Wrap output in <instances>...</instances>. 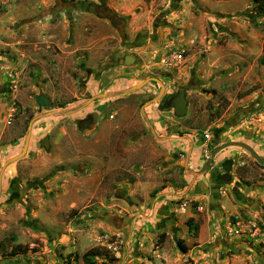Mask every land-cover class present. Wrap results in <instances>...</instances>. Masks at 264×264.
Here are the masks:
<instances>
[{"label":"rangeland","instance_id":"1","mask_svg":"<svg viewBox=\"0 0 264 264\" xmlns=\"http://www.w3.org/2000/svg\"><path fill=\"white\" fill-rule=\"evenodd\" d=\"M254 4L12 0L0 8V168L21 148L39 108L37 95L60 108L83 93L121 89L145 76L160 78L167 94L185 87L183 116L158 110V102L147 106L158 135L202 139L207 131L215 145L216 138L230 141L242 133L264 156V14ZM179 51L182 59L169 66L166 58ZM125 55L134 60L125 64ZM157 87L151 81L140 91L94 102L117 115L103 133L99 120L88 138L67 124L78 113L33 124L26 154L2 176L0 264H264V162L243 147L235 152L223 184L235 209L217 216L215 206L207 208L214 225L199 239L201 217L190 225L178 217L176 193L189 189L191 177L185 151L175 156L180 139L157 140L137 107L147 89ZM117 126L121 144L113 153ZM44 134H50L48 148L38 142ZM165 187L162 215L152 216ZM198 203L191 199L192 211ZM18 245L28 250L11 255ZM93 248L97 253L90 254Z\"/></svg>","mask_w":264,"mask_h":264},{"label":"crops","instance_id":"2","mask_svg":"<svg viewBox=\"0 0 264 264\" xmlns=\"http://www.w3.org/2000/svg\"><path fill=\"white\" fill-rule=\"evenodd\" d=\"M189 136L193 140V147L191 155L187 162V166L193 169H199L203 162V154L201 149L203 138L200 139V134H198L197 136ZM247 136L248 137H246V134L237 133L229 139L246 142L247 144L251 145L254 149L255 143L251 141L250 135ZM177 141L178 142L174 150L175 156L178 157L180 153L185 151L184 158L186 164V154L189 148V141L185 139H180ZM220 142L226 141L223 140ZM211 145L212 147L216 146L214 144ZM167 146L169 147V144H167ZM239 148L240 146H228L227 148L225 147L220 150L213 158L211 168L208 172L197 176L195 179H193L192 176L190 178H187L189 189H180V191H177L176 193V196L181 194L185 197L192 199V201L194 202L199 201L198 204H202L200 210L197 209L196 211H192V208L189 206H181V209H178L181 211V213L178 214V217L181 221H183L185 218H192L196 221L198 217H201L203 222L199 226L197 232V237L199 239H205V232L207 228H209L210 226L212 227L214 225V223L211 224V215H213V212L209 213V209L212 210V207L215 206V209H217V216H219L218 214L220 212H227L228 210L235 209L234 204L230 201L228 196H224L225 191L223 188V184H227L228 182L227 180L229 174L227 175V171L234 165V155L235 152L240 151L238 150ZM168 188L169 187L163 188L158 197H156V200L153 202V209L151 210L152 216L156 214H161V211H163L162 206L163 204H166L165 196L168 193ZM226 207H228V209ZM202 208L205 209V211H207V208L209 209L206 213H204V210Z\"/></svg>","mask_w":264,"mask_h":264},{"label":"water","instance_id":"3","mask_svg":"<svg viewBox=\"0 0 264 264\" xmlns=\"http://www.w3.org/2000/svg\"><path fill=\"white\" fill-rule=\"evenodd\" d=\"M131 59H132L131 57L127 56L125 58L124 63L129 64L132 61ZM149 81H155L160 88H159V91L157 94H155L152 98L146 100L141 105L140 111H141V114L143 116V119L145 120L147 127L149 128V130L152 132V134L154 135V137L157 140L185 139V140L189 141V148H188V151L186 154V164H185L184 170H185V172L189 173L193 179H195L197 176H200V175L208 172L211 168V164L213 162V158L215 157V155L220 150H222L223 148H225L227 146L243 147L245 150H247L251 154V156L257 162H259V163L264 162V156L261 157L258 154V152L256 150H254L253 147L251 145L247 144L246 142L237 141V140L219 142V139L216 138L214 140L216 146L212 149L210 156L204 162H202L200 168L199 169H193V168L188 167L187 162L189 160V157H190L191 151H192V147H193V140L191 139V137L186 133L158 135L155 131L153 124L151 123V121L149 120V118L145 112V107L147 105L154 103L157 100H159L163 94V91L165 90V85L160 78L155 77V76H149V77H147V78H145V79H143V80H141L135 84H132L131 86L121 88V89H117V90H107V91L99 92V93L92 95L90 98L74 105V106L67 107V108L49 109V110H46L43 112H39L36 115H34L32 118H30L28 121L27 127H26L25 135H24L20 150L16 154H14L13 156L6 159L1 165V168H0V195H1V191H2V176H3L4 170L6 169L7 166H9L13 162L23 158L24 155L26 154L27 149H28V145H29V141H30L32 126L36 121H38L42 118H45V117H49V116H62V115H68V114L75 113V112L79 111L80 109L84 108L86 105H88L92 101L97 100V99L110 98V97H115V96H120V95L135 92V91L139 90L141 87H143ZM172 98L175 99V101L171 102V105L173 106L174 114L176 116H183L184 113L186 112V105H187V99L185 97V87H180L177 90V92L172 95ZM35 100L39 104V106H42V107H49L50 106V101H49L48 97L44 94L37 95L35 97ZM40 144L45 146V147L48 145L46 136H44V138H42L40 140Z\"/></svg>","mask_w":264,"mask_h":264},{"label":"flooded vegetation","instance_id":"4","mask_svg":"<svg viewBox=\"0 0 264 264\" xmlns=\"http://www.w3.org/2000/svg\"><path fill=\"white\" fill-rule=\"evenodd\" d=\"M126 36L125 35H122L121 36V39H123V42H125L126 41ZM135 38H138V36H137V33H135L134 34V36H132V39H135ZM127 56H129V57H131L132 59V61L134 60V58L132 57V56H130V55H125L124 57H123V62H125V58L127 57ZM147 77H149V76H145V77H143V78H141L140 80H138V81H136V82H133L132 84H135V83H137V82H139V81H141V80H143V79H145V78H147ZM151 81H149L148 83H150ZM131 84V85H132ZM147 84V83H146ZM145 84V85H146ZM131 85H128V86H131ZM144 85V86H145ZM128 86H126V87H128ZM143 86V87H144ZM143 87H141L139 90H137V91H140ZM123 88H125V87H123ZM159 86L156 88V91H154L153 89H147V94L145 95V96H143L142 97V100H140V102L138 103V109H139V112H140V115H141V118H142V120H143V122H144V124L146 125V123H145V120L143 119V116H142V114H141V111H140V107H141V105L146 101V100H148V99H150V98H152L155 94H157L158 93V91H159ZM109 90H111V89H109ZM103 91H105V90H102V91H95V92H91V93H83V95H84V97L82 98V99H80V100H78V101H76V100H74L72 103H66V105H64V106H61L60 108H67V107H71V106H74V105H76V104H78V103H80V102H82V101H84V100H86V99H88V98H90L92 95H94V94H96V93H99V92H103ZM167 88H166V86H165V90L163 91V94H162V96H161V98L159 99V100H157L156 102H158V110H160V111H166V110H168V109H172L173 110V106L171 105V102L172 101H175V99L174 98H172V95L173 94H167ZM121 96V95H120ZM186 96V95H185ZM115 97H119V96H115ZM97 100H99V99H97ZM97 100H94V101H92L91 103H89L88 105H86L84 108H82V109H80L79 111H77V112H75V113H78L73 119H71L72 120V122H69L70 120H67V124L68 125H72V124H74L75 125V130H78V132H80V133H83V135H85L86 136V138H88V133L90 132V131H93L94 133L96 132V130H94L95 128H96V125H97V123H98V125H99V123L100 122H98L99 120L100 121H104L105 123H103V124H105L104 126H102L101 127V129H100V131L103 133V130H104V128H106V124H108V123H110L112 120L111 119H114L115 118V115H117V111H116V109H114V114H111L110 113V107H106L105 106V113H106V115H104L105 113L104 112H102V110H101V107H100V105L99 104H93L94 102H96ZM50 104H51V101H50ZM151 104H154V103H151ZM105 105V104H104ZM150 105V104H149ZM38 106H39V104H38ZM148 106V105H147ZM147 106L145 107V112H146V114H147V111H146V109H147ZM56 107H51V106H49V107H42V106H39V108H38V111H37V113H39V112H43V111H46V110H49V109H55ZM81 111V112H80ZM80 112V113H79ZM36 113V114H37ZM75 113H72V114H75ZM100 114L101 115V117L99 116V117H97V114ZM35 114V115H36ZM69 115V114H68ZM64 116V115H63ZM67 116V115H66ZM147 116H148V114H147ZM33 117V116H32ZM31 117V118H32ZM149 118V117H148ZM150 120V119H149ZM114 121H116V119L114 120ZM108 122V123H107ZM111 124V123H110ZM130 126H132L133 124L131 123V124H129ZM147 126V125H146ZM117 128H118V130H117V136L115 137L114 136V146H113V153H118L116 150H117V148H119L120 147V144H121V135H122V132H121V129H119V126H117ZM148 128V127H147ZM60 129V127H59V124H58V122H56V123H54L53 124V135H56V133H58L59 130ZM149 129V128H148ZM150 131V130H149ZM56 132V133H55ZM93 133V134H94ZM150 133L152 134V132L150 131ZM67 134V131H65L64 132V134L63 135H66ZM101 133H98V135H100ZM24 135H25V133H24ZM24 135H23V138H24ZM104 135H106V133H104L103 134V136ZM44 136H46L47 137V143H48V145L45 147V146H43L44 148H48L49 146H50V134H44V135H42L39 139H38V142L40 143V140L42 139V138H44ZM62 136V135H61ZM61 136L59 137V139L61 138ZM55 138V137H54ZM54 140V139H53ZM20 150V149H19ZM18 150V151H19ZM18 151H16V153L18 152ZM11 157V156H10Z\"/></svg>","mask_w":264,"mask_h":264},{"label":"built area","instance_id":"5","mask_svg":"<svg viewBox=\"0 0 264 264\" xmlns=\"http://www.w3.org/2000/svg\"><path fill=\"white\" fill-rule=\"evenodd\" d=\"M11 2L12 0H0V8L1 9H8L11 6ZM182 59V52H173L172 54H170L167 58H166V62L168 63V65L170 66L172 64L173 61H180ZM203 142H202V154H203V162L210 156L211 153V149H212V145H211V135L209 132L205 131L203 133ZM180 200L179 205L182 207L185 206H191V199L187 198V197H183L182 195L179 196L178 198ZM201 205L198 204L197 205V209L200 210ZM240 221H236L235 225L240 226ZM244 230V229H242ZM115 249V247H113Z\"/></svg>","mask_w":264,"mask_h":264},{"label":"trees","instance_id":"6","mask_svg":"<svg viewBox=\"0 0 264 264\" xmlns=\"http://www.w3.org/2000/svg\"><path fill=\"white\" fill-rule=\"evenodd\" d=\"M254 1V10L256 13L258 14H264V0H253ZM192 218H188L186 220L187 225H190L192 223ZM195 230H197V225L195 226ZM178 246L181 249V251H186V248L180 243L178 242ZM28 250L27 246H22V245H18L16 246L14 249L11 250L10 254L11 255H15L18 253H24ZM97 248H93L89 251L90 254H94L97 253ZM87 256V253L84 254V257Z\"/></svg>","mask_w":264,"mask_h":264}]
</instances>
